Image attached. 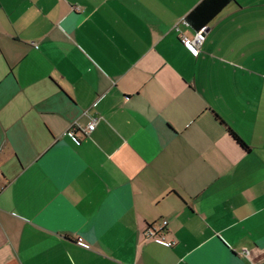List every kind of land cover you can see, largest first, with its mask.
<instances>
[{"label": "crops", "instance_id": "0c3cea01", "mask_svg": "<svg viewBox=\"0 0 264 264\" xmlns=\"http://www.w3.org/2000/svg\"><path fill=\"white\" fill-rule=\"evenodd\" d=\"M201 1L0 0V264H264V0Z\"/></svg>", "mask_w": 264, "mask_h": 264}, {"label": "trees", "instance_id": "16d2710c", "mask_svg": "<svg viewBox=\"0 0 264 264\" xmlns=\"http://www.w3.org/2000/svg\"><path fill=\"white\" fill-rule=\"evenodd\" d=\"M233 2L235 0H202L188 13L185 23L198 32L204 29L226 6ZM231 135L241 147L247 149L233 133Z\"/></svg>", "mask_w": 264, "mask_h": 264}, {"label": "built area", "instance_id": "2783aa9c", "mask_svg": "<svg viewBox=\"0 0 264 264\" xmlns=\"http://www.w3.org/2000/svg\"><path fill=\"white\" fill-rule=\"evenodd\" d=\"M203 31L204 29L196 32V35L194 36V38L192 40H189L185 37L181 38V43L183 45V47H185V49H187L190 54L194 57L198 56L199 54V46L201 45L202 41H203ZM97 120H91L90 123L87 125L86 129L84 130V134L87 135L88 133L92 132L95 129V125H96ZM0 179H1V173H0ZM166 226V222L162 221L160 224V229L164 228ZM147 236H151L153 237L155 235V232L153 230L152 227H149L146 230L145 233ZM156 242L160 245H163L165 247H171L173 245V243H169L164 241L162 238H158L156 240ZM244 254H247L246 251H243Z\"/></svg>", "mask_w": 264, "mask_h": 264}]
</instances>
